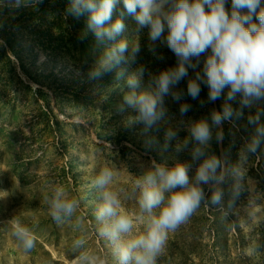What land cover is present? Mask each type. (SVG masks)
Returning a JSON list of instances; mask_svg holds the SVG:
<instances>
[{"label": "rangeland", "instance_id": "374dc122", "mask_svg": "<svg viewBox=\"0 0 264 264\" xmlns=\"http://www.w3.org/2000/svg\"><path fill=\"white\" fill-rule=\"evenodd\" d=\"M69 2L43 0L36 8H0V40L4 41L0 45V264H74L72 242L81 237L89 254L103 264H118L111 243L97 232L95 212L100 201L92 181L99 170L105 165L116 169L109 187L123 190L122 208L133 218L132 235H137L144 230L145 218H138L137 199L130 195L133 181L143 175L153 159L167 161L170 166L177 161L191 163L188 151L176 150V141L166 146L169 124L161 123L145 132L143 124L127 123L128 117L135 115L133 110L125 106L120 111L124 95L132 90L128 77L145 66L147 71L136 91L147 89L148 72L156 74L175 66L174 54L159 41L152 44L147 28L137 33L135 21L125 15L124 30L117 39H127L130 45L139 41L136 62H121L92 79V66L112 42L97 44L87 29V13L78 19L66 14ZM119 8H123L122 2ZM226 9L230 12L231 0H227ZM117 16L115 12L113 21ZM192 76L194 72L189 69ZM201 89L199 99H192L187 95L185 78L176 86L183 92L179 103L165 97L173 117L170 124L181 119L180 103L191 105L185 121L210 117L212 110L222 108L228 89L215 102L208 101L206 86L202 84ZM228 103L234 110L240 109L238 101ZM258 110L264 111L255 102L243 109V117L248 119ZM186 136L185 130L179 131L180 140ZM248 140L247 134L231 139V163L238 161L239 151ZM258 149L264 158V142ZM209 153L222 156V143L213 138ZM258 160L253 154L245 165V190L234 203V223L225 230L224 264H264V183L258 174L260 169L264 171V160L259 165ZM194 172L195 165L189 176ZM53 183L80 201L69 223L56 224L44 201ZM204 188L205 192L209 189ZM231 188L229 185L225 192L231 193ZM77 217L83 219L82 230L74 227ZM192 218L169 233L157 264L200 263L202 247H211L212 237ZM14 219L35 235L36 247L31 252H25L13 236L10 221ZM238 226L241 232L237 236ZM257 245L258 250L253 251Z\"/></svg>", "mask_w": 264, "mask_h": 264}, {"label": "clouds", "instance_id": "9594fccd", "mask_svg": "<svg viewBox=\"0 0 264 264\" xmlns=\"http://www.w3.org/2000/svg\"><path fill=\"white\" fill-rule=\"evenodd\" d=\"M42 2L0 0V8H36ZM121 2L122 9L119 8ZM226 3L227 0H70L66 8V14L77 19L88 14L87 29L94 34L97 44L112 42L92 66L89 72L92 79L102 77L121 62H136L139 41L130 45L127 39H117L125 27L122 19L125 15L133 18L137 33L147 28L149 41L152 44L159 41L176 57L175 66L156 74L148 72V88L137 92L147 71L145 66H139L127 79L132 90L124 95L120 105L121 112L125 106L135 112L127 123L143 124L145 132L161 123L169 124L165 131L166 146L176 141V150L188 151L191 156V163L177 161L171 166L167 161L153 159L143 175L133 181L130 195L137 199L138 218H145L143 232L132 235L134 222L123 211V190L109 187L117 175L116 169L105 165L92 181L100 201L95 212L97 232L111 243L118 264H157L169 233L187 223L202 205L224 209L222 186L229 179L232 180L229 207L245 190V165L264 142V122L261 121L264 111L258 110L248 117V122L256 126V134L240 149L236 163H229L226 156L210 154L209 149L213 138L218 144L222 143L221 126L225 121L239 118L244 108L264 100V0H231L230 12ZM115 12L118 16L113 21ZM2 44L4 41L0 40ZM150 51L155 49L150 47ZM189 69L194 76L189 77ZM185 78L187 95L194 100L199 99L202 84L208 89L209 102L220 99L228 89L222 110H212L210 117L185 121L183 117L191 110V105L180 103L181 119L175 125L170 124L173 117L164 99L171 96L179 103L183 92L177 91L176 86ZM228 101H238L240 109L234 110ZM182 129L187 136L180 140ZM194 165L195 172L190 177ZM204 186H208L210 196ZM125 198H129V194H125ZM44 201L58 225L71 222L80 207L77 198L70 197L62 186L54 183ZM10 222L12 234L22 249L31 252L36 247L33 232L19 219ZM74 227L82 230L83 219L77 217ZM85 244L82 237L72 242L76 254L74 264H103L84 249Z\"/></svg>", "mask_w": 264, "mask_h": 264}, {"label": "trees", "instance_id": "16d2710c", "mask_svg": "<svg viewBox=\"0 0 264 264\" xmlns=\"http://www.w3.org/2000/svg\"><path fill=\"white\" fill-rule=\"evenodd\" d=\"M256 103H259L262 109H264V100L257 101ZM218 110L220 111L222 110V108L220 107ZM222 125H223L222 131L224 133V139L222 141V153L223 156L227 157L229 163H231L230 161L231 139L234 136H238L239 134H247L251 139L256 134V129H254V126H252L253 124H250L248 122V119H245L243 115L240 116L239 118L233 117L231 121H225ZM259 150L260 149H258L257 152L255 153V156L259 158L258 165L262 163V161L264 160V158H262L263 155H261ZM216 155L218 156V153H216ZM258 174L260 176L259 179H261L264 183L263 169H260V171H258ZM229 185H232L231 179H229L228 182L222 186L225 193L223 210H220L216 207H211V206L207 207L202 205L196 211V213L193 214L192 220L194 224L198 228L208 232L210 237H212V243H211V247H202L201 255L198 258L200 263L193 261L192 264H224L223 261H221V256L225 248L222 246L226 245V240L224 238L225 230L228 224L231 225L234 223L233 209L236 206L235 204H233L232 207L228 206L229 200L231 198L230 197L231 193L225 192V188H228ZM206 194L208 196L211 195L209 189L207 190ZM238 232L239 233L241 232L239 226L235 231V235L238 236Z\"/></svg>", "mask_w": 264, "mask_h": 264}]
</instances>
